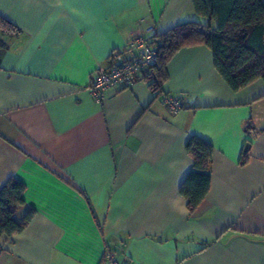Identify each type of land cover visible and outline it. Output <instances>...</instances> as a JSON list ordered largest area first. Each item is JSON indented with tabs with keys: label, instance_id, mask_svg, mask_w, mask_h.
Returning <instances> with one entry per match:
<instances>
[{
	"label": "crops",
	"instance_id": "0c3cea01",
	"mask_svg": "<svg viewBox=\"0 0 264 264\" xmlns=\"http://www.w3.org/2000/svg\"><path fill=\"white\" fill-rule=\"evenodd\" d=\"M0 17L16 29L0 30V188L25 187L15 220L34 210L0 237V264H101L107 252L127 264H264V80L231 90L195 45L167 62L157 92L142 77L100 100L90 91L135 35L206 25L191 0H0ZM165 95L185 107L172 113ZM191 136L213 152L189 213L179 187Z\"/></svg>",
	"mask_w": 264,
	"mask_h": 264
},
{
	"label": "trees",
	"instance_id": "16d2710c",
	"mask_svg": "<svg viewBox=\"0 0 264 264\" xmlns=\"http://www.w3.org/2000/svg\"><path fill=\"white\" fill-rule=\"evenodd\" d=\"M191 3L195 13L208 23L181 22L165 33L147 39L157 55L156 63L141 76L148 80L149 88L157 92L166 79L167 62L181 48L195 45H205L211 50L213 65L231 90L238 91L258 79L264 80V0H191ZM212 21L216 22L215 28L211 27ZM14 29L11 23L0 17L1 31ZM249 148L247 140L240 164L248 159ZM185 149L193 164L179 187V193L186 199L187 209L192 213L210 187L208 168L213 148L205 140L191 136ZM24 189V185L15 179H9L0 188V237L21 232L33 217L34 210L28 209L20 221L14 218L16 208L25 204Z\"/></svg>",
	"mask_w": 264,
	"mask_h": 264
},
{
	"label": "built area",
	"instance_id": "2783aa9c",
	"mask_svg": "<svg viewBox=\"0 0 264 264\" xmlns=\"http://www.w3.org/2000/svg\"><path fill=\"white\" fill-rule=\"evenodd\" d=\"M150 28L148 31H152ZM105 67H98L90 85V91L96 100H100L107 90L128 87L137 78L144 76L156 63V50L148 44L147 38L135 35L125 49L114 51ZM163 102L172 113L185 107V101L177 95H165ZM101 264H127L107 252Z\"/></svg>",
	"mask_w": 264,
	"mask_h": 264
}]
</instances>
